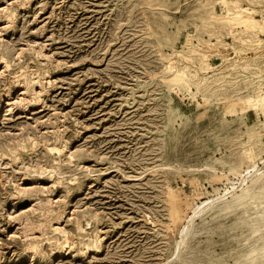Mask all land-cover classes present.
Listing matches in <instances>:
<instances>
[{"label":"rangeland","instance_id":"rangeland-1","mask_svg":"<svg viewBox=\"0 0 264 264\" xmlns=\"http://www.w3.org/2000/svg\"><path fill=\"white\" fill-rule=\"evenodd\" d=\"M0 264H264V0H0Z\"/></svg>","mask_w":264,"mask_h":264},{"label":"bare ground","instance_id":"bare-ground-1","mask_svg":"<svg viewBox=\"0 0 264 264\" xmlns=\"http://www.w3.org/2000/svg\"><path fill=\"white\" fill-rule=\"evenodd\" d=\"M258 169H259V165H254L249 170L247 169L248 171L246 172V175H243V176H241V178H239V181H238L239 182V186L238 187L232 186L231 189L230 188H226L225 189V193L222 194V195L220 194L217 199L216 198L214 200L212 199L209 202H204L201 205L197 206L195 208L194 213H193V217L187 223V225L184 226V229L181 232V242L179 243L180 245H178V246H181L184 243V241L186 240L187 235L190 234L189 232L191 230V227H192V224H193V220L197 216H199L200 214L204 213V211L206 209L210 208L217 201L224 199L228 195L234 194L238 188H242L257 173Z\"/></svg>","mask_w":264,"mask_h":264}]
</instances>
